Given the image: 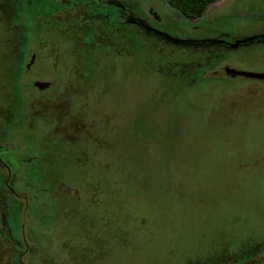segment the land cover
Segmentation results:
<instances>
[{
	"label": "rangeland",
	"instance_id": "374dc122",
	"mask_svg": "<svg viewBox=\"0 0 264 264\" xmlns=\"http://www.w3.org/2000/svg\"><path fill=\"white\" fill-rule=\"evenodd\" d=\"M131 2L160 18L138 21V39L103 49L64 35L63 98L84 91L88 117H106V148L41 149L27 165L36 194L68 207L59 220L46 211L47 240L27 263L264 264V84L213 73L264 74V0H217L191 21L164 0ZM217 34L240 48H202ZM2 242L0 264H18Z\"/></svg>",
	"mask_w": 264,
	"mask_h": 264
},
{
	"label": "flooded vegetation",
	"instance_id": "af4514ba",
	"mask_svg": "<svg viewBox=\"0 0 264 264\" xmlns=\"http://www.w3.org/2000/svg\"><path fill=\"white\" fill-rule=\"evenodd\" d=\"M33 1L32 4L31 0H0V22L5 20L9 28L8 31L0 30V242H15V259L11 253L7 260L18 264H30L26 259L31 262L36 247L47 240L41 238L48 222L46 211L51 212L48 217L59 220L61 212L58 211L68 208L67 204L61 207L62 203L50 201V196L45 199L36 194L41 190L26 180L27 165L40 157L38 151L41 149L83 151L79 143L86 145L82 148L88 151L93 148L100 152L106 148L105 138L100 133L103 132L100 124L106 117L99 124L94 115L88 117L82 102L86 97L84 91H78L73 99L63 98L67 69L59 55L64 52V35L72 40L88 38L94 47L98 44L106 49L111 38L120 44H126L127 37L140 38L138 21L155 29L154 22L160 20L150 7L143 10L129 0ZM64 2L69 4L67 8ZM64 13L68 15L66 18ZM128 18H132L133 23L128 22ZM36 19L39 22L33 27ZM64 24L69 32L63 31ZM151 37L148 35L147 39L158 40ZM235 38L223 34L205 37L203 39L211 41L201 47L223 52L237 50L240 47H230ZM71 47L68 52H72ZM227 69L235 70L219 66L213 73L227 78L240 77L227 73ZM257 74L262 78L255 80L264 84V74ZM54 101H58V106L52 109L47 103ZM88 119L90 122L86 126L83 121ZM68 126L71 127L68 128L70 135H78L82 142L79 137L66 139L62 130ZM90 131L100 135L101 141L89 140ZM51 135L57 139L50 141ZM62 154L59 152L63 159Z\"/></svg>",
	"mask_w": 264,
	"mask_h": 264
},
{
	"label": "trees",
	"instance_id": "16d2710c",
	"mask_svg": "<svg viewBox=\"0 0 264 264\" xmlns=\"http://www.w3.org/2000/svg\"><path fill=\"white\" fill-rule=\"evenodd\" d=\"M217 0H164L165 4L184 19L200 18Z\"/></svg>",
	"mask_w": 264,
	"mask_h": 264
},
{
	"label": "water",
	"instance_id": "95a60500",
	"mask_svg": "<svg viewBox=\"0 0 264 264\" xmlns=\"http://www.w3.org/2000/svg\"><path fill=\"white\" fill-rule=\"evenodd\" d=\"M183 42H186V41H182V43ZM226 72L229 73V74H231L232 76H237L238 75V76L248 77V78H252V79H259L261 77V74H257V73H245V72H240V71H235V70H230V69H227Z\"/></svg>",
	"mask_w": 264,
	"mask_h": 264
}]
</instances>
